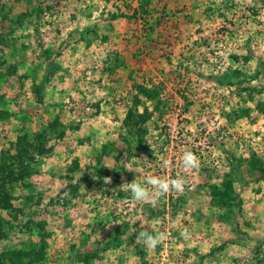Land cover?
Returning a JSON list of instances; mask_svg holds the SVG:
<instances>
[{
	"label": "rangeland",
	"instance_id": "374dc122",
	"mask_svg": "<svg viewBox=\"0 0 264 264\" xmlns=\"http://www.w3.org/2000/svg\"><path fill=\"white\" fill-rule=\"evenodd\" d=\"M141 1L0 0V251L42 243L36 264H264V173L250 163L264 168V0H151L159 42L131 16ZM151 81L163 114L137 91ZM20 138L42 152L20 157ZM186 150L197 167L182 165ZM154 176L186 183L155 207L126 190L135 179L153 191ZM141 230L167 239L148 248Z\"/></svg>",
	"mask_w": 264,
	"mask_h": 264
},
{
	"label": "trees",
	"instance_id": "16d2710c",
	"mask_svg": "<svg viewBox=\"0 0 264 264\" xmlns=\"http://www.w3.org/2000/svg\"><path fill=\"white\" fill-rule=\"evenodd\" d=\"M140 9H141V15L139 16L137 13L138 11H140ZM156 11H158V8L156 6H152L151 0H142L138 8H135L133 14L131 15L132 17L136 19H141L143 28L149 35L151 42L157 41V40H154V37L156 36L155 30L157 26L163 23V20L158 16L155 17V23H156L155 25L150 23V19ZM218 11L220 12L222 16H225V11L222 8H218ZM126 15H129V14L127 12H122L118 15L114 14V17L116 18V17L126 16ZM157 42H159V40ZM249 58H250L249 56L246 57V59H249ZM137 91L138 93L145 95L147 101H152V102L155 101L154 109L158 110L159 113L163 114L167 111L168 103L160 96V93L162 91V87L160 84L154 83L153 81L142 82L138 86ZM138 93H135L132 97V105L135 108L142 106L144 103V100H142V98L139 96ZM249 113L250 111L248 107L243 106L238 109V111L236 112V116L237 117L246 116ZM147 117L148 116H146L145 120L147 119ZM135 137H137L138 142L142 144L139 148H148L146 143H144L143 135L140 132L137 131ZM37 138H40V136H37ZM20 140L22 142H25V145L21 148L19 152L20 157H22L23 155L22 152H24L25 155H28V154L32 155L33 153L42 152L43 150L42 147L44 143L41 141H39L38 142L39 144H38L36 142L30 143L27 140H22L21 138ZM110 147L115 149L114 144H111ZM233 159H230V161H234ZM260 162L261 160L259 158L254 157L251 159L250 163L252 164L253 168H259L264 173V168L260 166ZM22 163H23V159L20 160V164L22 165L23 169H26L25 164L24 163L22 164ZM231 183L232 182L225 183L226 188L224 189V195L228 199L235 198V196L233 195V188H232ZM41 244L42 243H40V245L37 248L40 250L37 253L34 252V249L26 250L24 248H15L14 246H11V245L6 246L5 248H3V250L0 251V264H36L38 261H41L42 259H44L45 254H46V250H45L46 247L45 245H41Z\"/></svg>",
	"mask_w": 264,
	"mask_h": 264
},
{
	"label": "clouds",
	"instance_id": "9594fccd",
	"mask_svg": "<svg viewBox=\"0 0 264 264\" xmlns=\"http://www.w3.org/2000/svg\"><path fill=\"white\" fill-rule=\"evenodd\" d=\"M181 162L185 168L197 167V157L191 150H186L184 152ZM168 164L169 162L167 160H163L161 166L167 168ZM128 170L132 171L130 168ZM146 183L152 186L153 191H150L147 187L137 182L135 179L131 183H128L126 190L131 193L134 200L147 202L155 207L159 198L167 195L170 190L182 192L186 181L181 177H177L176 179H167L154 176L149 177ZM121 187H123V184ZM138 239L143 241L146 247L154 249L157 244L166 240L167 236L162 232L153 235L146 230H141L139 232Z\"/></svg>",
	"mask_w": 264,
	"mask_h": 264
}]
</instances>
